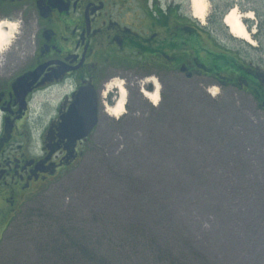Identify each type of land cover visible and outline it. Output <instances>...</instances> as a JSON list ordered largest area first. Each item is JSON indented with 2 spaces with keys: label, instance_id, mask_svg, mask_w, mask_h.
Returning <instances> with one entry per match:
<instances>
[{
  "label": "rangeland",
  "instance_id": "374dc122",
  "mask_svg": "<svg viewBox=\"0 0 264 264\" xmlns=\"http://www.w3.org/2000/svg\"><path fill=\"white\" fill-rule=\"evenodd\" d=\"M226 1L250 15L242 24L251 43L222 24L230 9L218 16L207 8L205 36L264 69V0ZM16 18H0L16 25L0 65L20 51ZM182 80H167L156 104L141 93L146 82L127 86L122 115L108 111L117 96L72 167L15 214L0 203V264H87L74 260L69 238L94 251L102 260L95 264H120L130 256L132 246L120 243L130 230L142 233L138 252L163 251L172 263L264 264V111L235 89ZM41 129L30 130L37 138Z\"/></svg>",
  "mask_w": 264,
  "mask_h": 264
},
{
  "label": "flooded vegetation",
  "instance_id": "af4514ba",
  "mask_svg": "<svg viewBox=\"0 0 264 264\" xmlns=\"http://www.w3.org/2000/svg\"><path fill=\"white\" fill-rule=\"evenodd\" d=\"M208 3L211 15L232 7ZM191 15L189 0H0V18L16 16L21 34L17 56L0 65V203L8 213L82 157L87 137L72 144L61 131L80 121L77 100L94 96L97 126L117 99L116 85L127 95V86L146 82L141 93L157 85L160 96L167 80L184 76L235 89L264 111L263 67L219 49L211 32L205 36L209 23L199 26ZM110 85L115 91L106 97Z\"/></svg>",
  "mask_w": 264,
  "mask_h": 264
},
{
  "label": "bare ground",
  "instance_id": "6f19581e",
  "mask_svg": "<svg viewBox=\"0 0 264 264\" xmlns=\"http://www.w3.org/2000/svg\"><path fill=\"white\" fill-rule=\"evenodd\" d=\"M191 6V13L196 20L203 21L207 12V2L206 0H189ZM237 10L233 7L224 16L222 24L228 29L229 34L233 37L244 40L247 43H251V36L244 28L242 21L243 19L250 18V15L240 16L237 14ZM16 25L14 23L0 22V52L8 46L10 39L13 38L12 34L15 33ZM110 88V86H108ZM107 88V90H108ZM118 89V100L113 107L108 109L110 115L117 118L124 112V103L126 100V91L121 84L116 85ZM158 87L156 85V90L152 94H144L153 104H156L159 100Z\"/></svg>",
  "mask_w": 264,
  "mask_h": 264
},
{
  "label": "trees",
  "instance_id": "16d2710c",
  "mask_svg": "<svg viewBox=\"0 0 264 264\" xmlns=\"http://www.w3.org/2000/svg\"><path fill=\"white\" fill-rule=\"evenodd\" d=\"M138 235H142V233L140 231H134L132 233V230L129 231V233H127L124 237L128 238L125 240L123 239L122 241H120V243H123L124 245H130L132 246L130 252V256L125 255V257L123 258V262L120 264H134V262H136L135 264H181V260L178 259L177 257L172 258V261H170L169 257L167 254H165L163 251H137L134 247V244L137 243V237ZM141 239V237H140ZM71 245H72V251H75L74 255V260L79 261V259H82L83 261H86L87 264H95V261L101 262V259L96 258V254L95 252H89V250H87L85 247H81L79 246L77 243H79V239L77 238H69ZM145 247V245H143V248ZM96 251V250H95ZM142 252V253H141ZM61 254H64V252H59ZM97 253V252H96ZM81 256V258H78L79 256ZM87 256V257H86ZM88 256H90L88 258ZM172 256V255H171ZM114 257V256H113ZM99 261H98V260ZM113 264V261L110 259V261L107 262V264Z\"/></svg>",
  "mask_w": 264,
  "mask_h": 264
},
{
  "label": "water",
  "instance_id": "95a60500",
  "mask_svg": "<svg viewBox=\"0 0 264 264\" xmlns=\"http://www.w3.org/2000/svg\"><path fill=\"white\" fill-rule=\"evenodd\" d=\"M84 93V94H83ZM81 92L80 96H84L85 99L87 95L85 92ZM84 99V100H85ZM89 102V103H87ZM76 101L73 107V113L76 111V120L69 126L61 127L62 133L67 136L72 144H75L78 141L85 140L86 137L92 132L97 123V103L93 96L92 101ZM85 108V109H84Z\"/></svg>",
  "mask_w": 264,
  "mask_h": 264
}]
</instances>
